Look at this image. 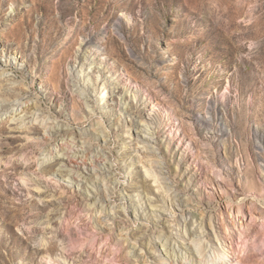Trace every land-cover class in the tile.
<instances>
[{
    "label": "rangeland",
    "instance_id": "rangeland-1",
    "mask_svg": "<svg viewBox=\"0 0 264 264\" xmlns=\"http://www.w3.org/2000/svg\"><path fill=\"white\" fill-rule=\"evenodd\" d=\"M0 69V264H264V0H0Z\"/></svg>",
    "mask_w": 264,
    "mask_h": 264
},
{
    "label": "bare ground",
    "instance_id": "bare-ground-1",
    "mask_svg": "<svg viewBox=\"0 0 264 264\" xmlns=\"http://www.w3.org/2000/svg\"><path fill=\"white\" fill-rule=\"evenodd\" d=\"M1 70V69H0ZM82 71L83 72H85V73H87L88 74V70H86L85 69V71H84V67L82 66ZM3 72V71H2ZM5 72V71H4ZM2 75H3V73H2ZM107 85V84H106ZM111 88H112V86L114 87V85H113V83H111ZM78 89L76 88V89H74V91H77ZM104 90H106V91H104L100 96H99V98H100V100L101 101H104V98H106V97H108L109 95H108V89H107V87L105 86L104 87ZM29 103V102H28ZM28 103H26V104H28ZM26 104H25V106H26ZM18 106H19V104H18ZM32 106V105H31ZM23 107V106H22ZM22 107H17V108H15L14 109V113H16V114H14V116L16 117L17 116V118H20L21 117V113L24 111V110H27V108L26 109H22ZM14 108V107H13ZM20 108H21V110H20ZM29 108V107H28ZM36 108V107H35ZM31 109H34V106H32L31 107ZM11 111V110H10ZM35 115H37L36 113H35ZM36 118V117H35ZM211 122V121H210ZM52 123V125H48L47 127H48V129H50L51 131H55V128H57V126L59 125H54V123L55 122H51ZM54 125V126H53ZM58 129H59V127H58ZM221 131H223L224 132V129L222 128L221 129ZM243 138H245V134L243 135H241ZM145 139L146 140H148L147 142H150V141H152V138L151 137H145ZM60 145L64 148L63 149V151L61 152V154L63 155L62 157L65 159V160H67V161H69V162H75L76 163V165H80L79 164V162L81 161V159H84V161L86 160V158H88V155H87V152H88V148H86V146H84V145H82V144H77V143H71L70 141H64V140H62L61 142H60ZM261 146V145H260ZM124 147V146H123ZM263 148V147H262ZM264 149V148H263ZM263 152V156H262V158L264 159V150L262 151ZM61 154H59L60 156H61ZM58 155V154H57ZM58 155V156H59ZM86 157V158H85ZM96 159H95V162H94V165H93V167L92 168H95L96 169V167H99L100 165H101V167L102 166H104L105 164H106V159H104V158H102V155L101 154H99V155H96V157H95ZM82 163H83V160L81 161ZM86 162V161H85ZM84 164V163H83ZM160 167H161V165H159L158 167H156V169L158 168V169H160ZM86 168V167H85ZM150 171V170H149ZM159 172V171H158ZM161 172V171H160ZM162 173V172H161ZM85 178H87L88 180H91L92 182H94V180H92V179H89V177H85ZM162 178V177H161ZM156 180V179H155ZM148 190H149V188H148ZM175 193V192H174ZM175 195H177V194H175ZM180 195V194H179ZM93 200H94V205H99V206H101V204L98 202V198L97 197H95V198H93ZM134 206H135V211H136V213H137V215L139 214V216L141 217V218H144V212L142 213V214H140V213H138V209H140L139 207V205L138 204H136V203H134L133 204ZM103 210V209H102ZM186 219H188V218H186ZM185 219V220H186ZM84 220V219H83ZM160 221V220H159ZM191 240H192V237L190 238ZM151 240V239H150ZM194 241V240H193ZM154 242V241H153ZM201 243V242H200ZM167 244H168V241H166L165 239L163 240V246H167ZM175 248V250L177 251V250H179L180 252H181V254H182V257L183 258H185V256H187V252L186 251H184V250H180L179 249V246H177V244H176V246L174 247ZM194 251V250H193ZM173 255V254H172ZM174 257V256H173ZM184 260V259H183ZM193 260H195L194 258H193ZM223 261V260H222ZM197 264H203L202 262V260L201 261H199V259H198V257H197ZM224 262V261H223ZM226 263V262H225ZM183 264H186V263H183ZM223 264V263H222Z\"/></svg>",
    "mask_w": 264,
    "mask_h": 264
}]
</instances>
